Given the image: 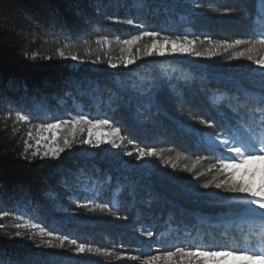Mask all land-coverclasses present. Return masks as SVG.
Here are the masks:
<instances>
[{
  "label": "trees",
  "instance_id": "trees-1",
  "mask_svg": "<svg viewBox=\"0 0 264 264\" xmlns=\"http://www.w3.org/2000/svg\"><path fill=\"white\" fill-rule=\"evenodd\" d=\"M144 31L188 36L193 51L145 56L149 38L122 43ZM261 32L264 0H0V264H144L264 234L242 194L214 187L227 153L211 141L264 121V45L248 43ZM78 114L108 119L118 136L93 131L119 147L96 146L87 125L56 140L35 127ZM65 137L71 148L41 158ZM141 148L159 155L138 158ZM72 240L107 251L78 253Z\"/></svg>",
  "mask_w": 264,
  "mask_h": 264
},
{
  "label": "snow or ice",
  "instance_id": "snow-or-ice-1",
  "mask_svg": "<svg viewBox=\"0 0 264 264\" xmlns=\"http://www.w3.org/2000/svg\"><path fill=\"white\" fill-rule=\"evenodd\" d=\"M129 24L133 21L129 20ZM145 37L149 38L151 43L144 46L143 55H153L159 54L164 55L165 52L172 53H184L193 51L190 47L195 43V40H190L188 36L184 37H171L164 35L161 32L155 31H144L140 35L132 36L129 39L122 41L124 45L129 46V48L137 44L139 41ZM207 39V37L205 38ZM186 42V43H184ZM203 43V41H201ZM218 45H223L225 48L234 47L236 45H241L246 43L242 40L229 41H217ZM252 45H264V32H261L259 38L250 41ZM171 45V48L167 46ZM252 49L249 48L248 51ZM124 51V49H122ZM137 51H140L137 49ZM195 55H203L201 52H194ZM244 53L240 52L237 54V58L243 56ZM75 59V57H73ZM248 59H252L251 56ZM99 60V57L97 58ZM135 57H129L127 59L121 58V65L127 67L135 63ZM257 65L260 66L262 72H264V57H261L255 61ZM108 64L112 68H117L121 65L113 63L111 60ZM264 103V102H262ZM17 119L21 121H28L30 117L22 113H17ZM202 123L211 126L210 122L202 121ZM66 125H71L73 128V136L75 129L80 126H88V135L92 137L95 135L96 146L107 142L111 143L116 147L115 140H102L101 136L94 132L93 130H98L102 126H109L111 131L106 133L107 136H118L120 134V129L117 127H112L108 119H90L87 114H78L69 120H55L53 123H46L36 125L40 131H48L51 134V138L56 140L57 133ZM32 132L29 131L28 136L31 137ZM226 138L221 140L219 135L214 136L213 142L220 148L226 150L227 155H223L218 161L220 166L219 171L226 177L225 179L219 181L214 185L217 189H225L231 193L242 194V203L246 204L249 211L252 213H259V218L264 220V121H261L259 128L253 130L252 128L241 127L236 133L228 131L225 133ZM37 144L40 143L39 140L36 141ZM72 140L65 137L63 139V146L49 147L45 145L48 149L46 150L41 158L48 157L51 153L53 158H59L60 153L64 152L65 149L72 147ZM81 143L92 144L93 140L82 139ZM30 147L25 141V151ZM138 158H144L154 155H159L154 149L151 148H141L137 149ZM38 154L34 153V155ZM132 155V153H127ZM174 167V165H173ZM212 167H215L213 165ZM211 182L205 183L204 188H208ZM101 207H106V205H101ZM0 215H7L3 211H0ZM33 227H39V225H32ZM46 229L40 228V232L44 233ZM16 236H20V232L15 233ZM48 236H52V232H47ZM147 236H153L151 231L146 233ZM31 238V237H30ZM45 244H50V241H45ZM72 245H77L76 240L70 242ZM57 247H63L64 241L62 240ZM78 253L84 252H95L98 254H103L107 250L105 249H93L91 246L85 244H78L74 249ZM163 258L166 264H264V234L259 236H249L244 240V242L239 244H228L223 245H189L187 247H174L173 250L165 251L161 255H149L144 258V264H157L159 260Z\"/></svg>",
  "mask_w": 264,
  "mask_h": 264
},
{
  "label": "rangeland",
  "instance_id": "rangeland-1",
  "mask_svg": "<svg viewBox=\"0 0 264 264\" xmlns=\"http://www.w3.org/2000/svg\"><path fill=\"white\" fill-rule=\"evenodd\" d=\"M216 101H217V100H215V102H216ZM213 140H214V139H213ZM213 140H211V141H212V144L214 143ZM214 144H215V143H214ZM215 145H216V144H215Z\"/></svg>",
  "mask_w": 264,
  "mask_h": 264
}]
</instances>
